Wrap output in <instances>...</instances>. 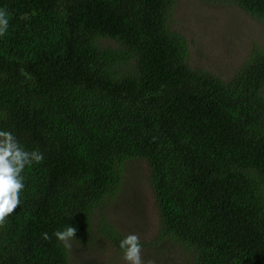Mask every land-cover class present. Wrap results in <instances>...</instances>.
<instances>
[{
	"label": "trees",
	"instance_id": "obj_1",
	"mask_svg": "<svg viewBox=\"0 0 264 264\" xmlns=\"http://www.w3.org/2000/svg\"><path fill=\"white\" fill-rule=\"evenodd\" d=\"M176 1L0 0V128L44 154L0 227V264H77L131 161L149 170L158 239L194 264H264V51L229 79L192 68ZM224 1L264 24V0ZM68 225L70 249L53 235Z\"/></svg>",
	"mask_w": 264,
	"mask_h": 264
},
{
	"label": "rangeland",
	"instance_id": "obj_2",
	"mask_svg": "<svg viewBox=\"0 0 264 264\" xmlns=\"http://www.w3.org/2000/svg\"><path fill=\"white\" fill-rule=\"evenodd\" d=\"M171 26L187 40L192 68L202 69L222 79L233 77L254 47L264 51V24L224 0L213 3L177 0ZM100 46L111 48L114 42L103 39ZM125 175L117 197L104 206L103 220L122 237L131 232L139 235L145 264H194L193 256L185 253L176 240L158 239L160 217L147 181L149 170L146 164L131 161ZM103 220H98V226L93 231L96 244L89 251L74 248L72 262L125 264L121 251L115 250L98 234V230H103Z\"/></svg>",
	"mask_w": 264,
	"mask_h": 264
},
{
	"label": "clouds",
	"instance_id": "obj_3",
	"mask_svg": "<svg viewBox=\"0 0 264 264\" xmlns=\"http://www.w3.org/2000/svg\"><path fill=\"white\" fill-rule=\"evenodd\" d=\"M10 13L0 8V38L8 34ZM44 154L39 149L27 150L14 131L0 128V227L14 210L22 204L21 194L26 188L25 170L42 163ZM77 229L71 225L53 233L65 248L72 247ZM45 240L50 239L47 233ZM142 243L134 232L124 235L119 240V249L125 264H145L142 257Z\"/></svg>",
	"mask_w": 264,
	"mask_h": 264
}]
</instances>
